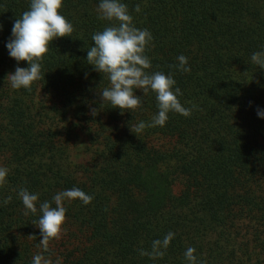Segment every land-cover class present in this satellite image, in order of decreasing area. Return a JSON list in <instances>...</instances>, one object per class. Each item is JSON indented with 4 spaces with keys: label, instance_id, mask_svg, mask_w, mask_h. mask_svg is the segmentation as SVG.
<instances>
[{
    "label": "trees",
    "instance_id": "obj_1",
    "mask_svg": "<svg viewBox=\"0 0 264 264\" xmlns=\"http://www.w3.org/2000/svg\"><path fill=\"white\" fill-rule=\"evenodd\" d=\"M30 2L0 0V264H32L39 205L73 188L92 201H64L65 231L42 253L53 264H189V247L197 264H264V69L251 61L264 51V0H121L152 35L149 72L171 74L191 109L138 134L158 114L155 94L136 90L141 107L122 115L101 104L109 81L87 63L92 35L111 26L101 0H63L73 33L49 45L30 92L11 87L29 65L6 45ZM22 188L39 196L35 215ZM169 232L163 258L140 255Z\"/></svg>",
    "mask_w": 264,
    "mask_h": 264
},
{
    "label": "clouds",
    "instance_id": "obj_2",
    "mask_svg": "<svg viewBox=\"0 0 264 264\" xmlns=\"http://www.w3.org/2000/svg\"><path fill=\"white\" fill-rule=\"evenodd\" d=\"M63 0H31L29 10L23 12L21 18L16 19L12 28V37L7 43V49L11 58L20 62H27V68L17 67L14 74H9L7 79L13 89H26L31 91L34 82L44 79L41 75V64L49 51V45L57 38L70 37L74 31L73 25L60 14ZM140 11L139 5L135 9ZM98 17L108 21L111 26L92 35L94 46L87 51V63L94 70L101 73L109 81V86L98 93L100 101L109 103L113 109H119L121 114L132 112L141 107V97L136 90H142L146 95L149 91L155 94L158 114L149 124L141 121L133 125L132 133H142L147 127L164 126L169 113H178L184 117H190L191 109L182 106L178 96L181 90L175 87L176 81L172 75L162 72H149L151 61L145 54L152 41V35L147 29H138L133 23V17L129 14L127 5L121 0H101L98 5ZM2 29V25H0ZM178 68L182 72H190L188 60L181 55L178 58ZM252 63L264 69V51L255 52L251 56ZM90 114L95 117L98 110L93 108ZM260 118H264V111L257 109ZM83 146V145H80ZM8 169L0 167V186L7 181ZM21 199L25 212L35 215L37 213L38 194L30 193L27 189H20ZM11 197L3 201L9 203ZM79 200L84 205L92 201V197L78 188L58 192L53 201V207L48 201L39 205L42 213L36 222L40 230L41 239L39 246L42 253L49 252V244L53 240H59L65 231L66 208L64 201ZM174 233L169 232L162 240L152 242L151 251H140V255L149 256L151 259L163 258L169 247ZM33 257L32 264H53V261L43 255ZM195 249L187 248L184 253L189 264H197ZM56 264H60L59 260Z\"/></svg>",
    "mask_w": 264,
    "mask_h": 264
}]
</instances>
